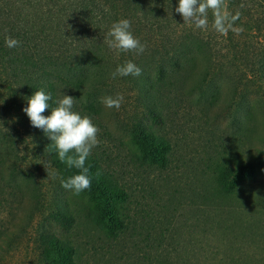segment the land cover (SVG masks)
Here are the masks:
<instances>
[{"label":"rangeland","instance_id":"rangeland-1","mask_svg":"<svg viewBox=\"0 0 264 264\" xmlns=\"http://www.w3.org/2000/svg\"><path fill=\"white\" fill-rule=\"evenodd\" d=\"M252 1L253 5H244L233 0L231 10L233 14L239 7L243 10L235 27H243L245 37L235 33L234 37L249 43L250 56L256 55L253 63L248 67L243 61L247 57L241 58L239 52L226 60L210 58L206 48L193 47L187 64L195 69L183 86H172L170 79L157 81L169 97L160 96L169 103L160 107L152 104L151 97L156 94L152 81L161 73L140 77L142 97L147 98L142 101L129 76L112 77L124 65L117 49L104 41V58L87 53L81 42L91 36L89 31H73L76 24L70 20L68 25L64 14L42 17V7L63 13L62 0H18L28 14L27 25H59L76 35L52 53L66 68L77 63L76 77L80 73L86 77L77 88L80 102L76 100L73 111L88 116L98 127L99 144L90 156L103 170L96 169L88 192L66 190L57 170L42 158L40 149L48 136L32 127L28 116L2 113L8 123L2 125L0 154L6 165L15 162L17 171L12 186L2 190L12 192L11 196L6 198L4 192L7 200L0 199V264H48L39 241L47 233L71 243V264H264V149L259 155L261 166L248 182L225 193L217 178L223 171L218 165L227 164L225 157L244 149L246 156H252L264 148V3ZM227 34L220 39L224 41ZM221 67L229 69L220 72ZM97 81L99 90L91 89ZM117 94L124 97L119 110L101 103V98ZM175 96L176 105L170 103ZM231 100L228 117L221 108ZM92 102L101 103L100 111L85 108ZM45 112L42 115L48 116ZM150 126L166 140L162 167L156 166L155 148L144 139ZM84 208L98 210L100 219L91 223ZM60 210L74 218L67 229L51 218Z\"/></svg>","mask_w":264,"mask_h":264},{"label":"trees","instance_id":"trees-1","mask_svg":"<svg viewBox=\"0 0 264 264\" xmlns=\"http://www.w3.org/2000/svg\"><path fill=\"white\" fill-rule=\"evenodd\" d=\"M62 1L60 8L63 13H59L57 10L58 13H52L51 10L44 11L42 7V17L45 13L50 17L54 14L57 16L64 14L68 18V25L71 24L70 20L76 24L74 25L75 28L73 31L77 33L82 32L80 29L87 33L89 31L91 36L89 38L84 37L83 42H81V45L88 51L87 53H93L103 57V46L106 45L104 41L108 43V40L111 39L107 35L111 26L121 19H127L131 22V32L141 44L145 45V50L142 54H137L134 51L121 52L119 50H117V53L124 59V64L131 61L142 70V74L138 77L128 75L133 86L137 88L138 96L142 101L147 100V98L142 97L143 91L145 92V90H143L144 84H142L140 77L146 72H149L152 76L156 73H161L160 78L152 81L155 85L152 94H156L151 97V101L156 106L159 105L161 107L164 105L163 107H166L169 105V103H165L160 98V96H168L163 93L167 92L166 88L157 84L158 80L170 79L173 82L171 83V85L173 84L172 86L181 87L195 69L193 64H187L188 55L193 47H197L199 50L206 48L208 52H205L208 53L210 58L223 57L226 60H228V56L232 55L231 53L237 54L239 52L241 58H243V55L247 57L243 58V61H247L248 67L253 63L251 59L256 57L255 53H253L254 56H250L252 53L249 50V43L238 42L239 40L234 37V32L229 31L227 34L228 37L224 41L220 39V35L221 37L223 35L213 28L211 11L208 14L209 24L207 29H198L194 25L184 22L182 16L175 11L179 0ZM236 1L244 5H253L252 0ZM232 2L233 0H226L228 11L233 13L231 10ZM261 2L264 3V0H261ZM238 11L243 14L242 8L239 7ZM25 15L27 16L28 14L18 5V0H15V3H9L8 0H0V137L3 134L2 125L8 123L2 113L7 112L8 116H25L26 114L23 109L27 107V99L34 92L43 89L45 93H50L51 100L49 101V109L52 110L58 106L57 102L63 98V95L71 96L77 100V88L86 81V77L82 76V73H80L79 78L76 77L75 71H78L77 59H75L76 66L74 65V68H66V64L60 62L59 57L54 55L55 52L52 53V51H55V46L62 44V41L65 43L73 36L76 37V35L71 34V28L65 30L64 27H59V25L55 28L50 26L46 27L44 24L40 26L42 28L29 23L27 25V22L24 21ZM73 17L76 18L77 23L73 21ZM238 21H235L234 26ZM239 35L240 38H243L241 35L245 37V33ZM9 37L19 41V46L13 48L7 47L6 40ZM262 60L263 57L260 58L261 64L263 62ZM210 66L208 64L205 70L206 72L210 70ZM221 68L222 70L220 72L229 69L228 67ZM260 68L262 69L263 66ZM225 75L228 83L233 85L232 76L227 75V73ZM165 84L170 87V83ZM98 86H100V81L93 83L91 89L99 90ZM178 100V96H175L170 100V103L176 105ZM231 102L232 100L230 103H225L224 107L221 108L224 115L228 113V117H231L230 114H232L230 113ZM211 106V103L207 105V107ZM85 108L97 112L101 109V103L92 102L87 105L85 104ZM49 109H46L45 112L48 116L51 114V110L49 112ZM208 109L202 112L206 113ZM233 118L232 115L231 121H234ZM231 126L233 127L232 123ZM139 128L140 126H137V130ZM37 130L41 129L37 128ZM134 131L136 132L134 134L138 136L141 134L136 130ZM4 138H6V135ZM144 139L149 141L150 146L155 148L153 151H155L156 166L162 167L163 164L160 161L164 160V156L161 152H165L168 148L165 138L159 133L154 132L150 126V130ZM3 141L0 138V144H3ZM50 141L48 140L46 142L47 145H44L40 149L44 161L57 170L63 181L80 174V169L68 167L66 163L60 162L54 145L50 146ZM263 149L261 148L257 151L256 155L252 156H249V154L246 156L247 153H244L246 149H244L240 153L230 154V157H225V162L227 161L226 166L218 165L223 167V171L221 168H218L221 169L219 176H217L220 189L225 193H229L238 184L244 181L248 182L247 180L249 179L251 180L256 168L261 166V158L259 155L263 152ZM149 162H153V160L149 159ZM85 167L89 168L91 189L96 169H103L96 164L95 159L91 156L85 161ZM16 168L17 164L15 162L6 165V159L0 154L1 200L9 199V196L12 194V192L7 193L4 191L8 195L6 198H3L2 195L4 192L2 190L3 188L12 186L10 181L17 171ZM6 170L8 173L5 172ZM99 174L100 176L104 175L100 171ZM106 177L109 178L108 175ZM106 177L103 176V178ZM109 185L111 186L112 182ZM90 189L82 192L86 193ZM198 197L200 200L203 199V195L199 194ZM84 210H87L86 216L91 223L94 224L100 219L98 210L93 211L88 208H84ZM51 218L60 228L66 227L67 229L74 222V218L69 211L60 210L52 215ZM39 241L42 256L48 264L72 263L73 246L68 240L60 238L53 233H47L41 234Z\"/></svg>","mask_w":264,"mask_h":264},{"label":"clouds","instance_id":"clouds-1","mask_svg":"<svg viewBox=\"0 0 264 264\" xmlns=\"http://www.w3.org/2000/svg\"><path fill=\"white\" fill-rule=\"evenodd\" d=\"M175 11L182 16L184 22L198 29H207L208 14L211 11L212 26L218 33L226 35L231 30L239 35L244 31L243 27L234 26L235 21L240 19L241 13L237 11L233 14L228 11L226 0H179ZM107 35L111 38L108 40L109 46L121 52L134 51L142 54L145 50V45L133 36L131 22L127 19L114 23ZM6 45L9 48L18 47L19 41L9 37ZM141 74L142 70L128 61L118 66L112 73V77L128 75L138 77ZM50 100V93H45L43 89L36 91L27 99V107L23 111L28 116L31 126L41 129L51 140L50 146L54 145L60 162L81 170L80 174L62 181L63 188L74 190L76 194H79L91 187L89 168L85 167V161L92 149L99 144L97 139L99 129L88 116L82 117L73 111L76 99L68 95H63V98L57 102L58 106L51 110L49 116L42 115L46 109H49ZM123 102L122 94L101 98V103L108 109L119 110ZM5 130L8 132L6 128Z\"/></svg>","mask_w":264,"mask_h":264}]
</instances>
